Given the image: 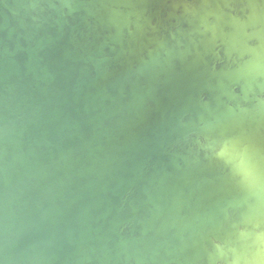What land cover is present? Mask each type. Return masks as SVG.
I'll use <instances>...</instances> for the list:
<instances>
[{
  "label": "water",
  "instance_id": "water-1",
  "mask_svg": "<svg viewBox=\"0 0 264 264\" xmlns=\"http://www.w3.org/2000/svg\"><path fill=\"white\" fill-rule=\"evenodd\" d=\"M0 264H264V0H0Z\"/></svg>",
  "mask_w": 264,
  "mask_h": 264
},
{
  "label": "clouds",
  "instance_id": "clouds-1",
  "mask_svg": "<svg viewBox=\"0 0 264 264\" xmlns=\"http://www.w3.org/2000/svg\"><path fill=\"white\" fill-rule=\"evenodd\" d=\"M218 155H221L222 156L223 155V151H221L220 153H218Z\"/></svg>",
  "mask_w": 264,
  "mask_h": 264
}]
</instances>
